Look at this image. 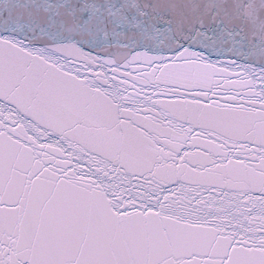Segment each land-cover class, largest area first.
Wrapping results in <instances>:
<instances>
[{"label": "snow or ice", "instance_id": "obj_1", "mask_svg": "<svg viewBox=\"0 0 264 264\" xmlns=\"http://www.w3.org/2000/svg\"><path fill=\"white\" fill-rule=\"evenodd\" d=\"M0 264H264V0H0Z\"/></svg>", "mask_w": 264, "mask_h": 264}]
</instances>
